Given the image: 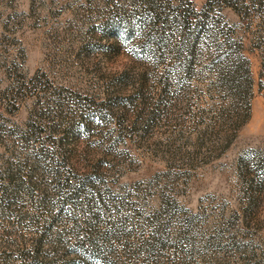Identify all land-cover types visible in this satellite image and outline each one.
<instances>
[{
	"label": "rangeland",
	"instance_id": "rangeland-1",
	"mask_svg": "<svg viewBox=\"0 0 264 264\" xmlns=\"http://www.w3.org/2000/svg\"><path fill=\"white\" fill-rule=\"evenodd\" d=\"M0 264H264V0H0Z\"/></svg>",
	"mask_w": 264,
	"mask_h": 264
},
{
	"label": "trees",
	"instance_id": "trees-1",
	"mask_svg": "<svg viewBox=\"0 0 264 264\" xmlns=\"http://www.w3.org/2000/svg\"><path fill=\"white\" fill-rule=\"evenodd\" d=\"M187 16H188V13H187ZM196 30L198 31L196 34H195V30L190 31V33H183L182 34L183 35L182 42L184 43V47H187L188 51L191 50L190 52L193 51L192 49L197 48L199 46L198 41H200L201 38L206 35V32H208L204 26H201V24L197 25ZM202 34H203V36H202ZM229 40H227L226 43L227 42L229 43Z\"/></svg>",
	"mask_w": 264,
	"mask_h": 264
}]
</instances>
